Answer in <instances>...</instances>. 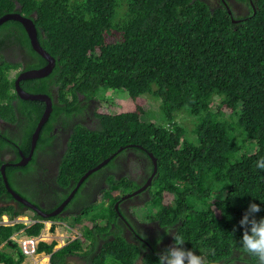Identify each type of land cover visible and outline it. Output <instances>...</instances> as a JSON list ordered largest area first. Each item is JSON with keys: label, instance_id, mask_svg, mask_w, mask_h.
<instances>
[{"label": "trees", "instance_id": "16d2710c", "mask_svg": "<svg viewBox=\"0 0 264 264\" xmlns=\"http://www.w3.org/2000/svg\"><path fill=\"white\" fill-rule=\"evenodd\" d=\"M11 11L32 20L39 44L54 59L47 74L19 80L23 90L44 92L51 100L37 148H43V136H52L54 123L81 112L82 97L99 101V87L126 92L133 105L115 112L101 105L96 124L73 123L56 175L61 185L70 188L111 153L105 165L114 167L113 158L127 148L149 162L147 170V153L155 158L142 204L151 210L154 236L161 235V243L153 244L160 248L122 232L124 215L113 204L138 182L120 171L106 175L99 202L83 197L79 210L68 215L80 229L78 238L55 249L54 240H40L35 251L49 253V264H157L156 254L173 243L171 230L206 264H257L241 248L238 222L249 203L260 205L257 218L264 216V169L256 166L264 159V0H0V15ZM10 45L21 48V59L3 55ZM44 63L19 21L0 23V117L15 123L17 113L28 112L26 144L44 102L18 96L13 79ZM178 114L188 126L176 121ZM8 135L0 133V147L9 143ZM245 139L254 148L234 157ZM13 165L3 171L15 190L19 166ZM137 174L140 182L147 175ZM10 197L0 172V216L12 219L28 207L1 202ZM28 209L34 222L0 223V264H19L24 257L13 232H39L46 217Z\"/></svg>", "mask_w": 264, "mask_h": 264}, {"label": "flooded vegetation", "instance_id": "af4514ba", "mask_svg": "<svg viewBox=\"0 0 264 264\" xmlns=\"http://www.w3.org/2000/svg\"><path fill=\"white\" fill-rule=\"evenodd\" d=\"M2 52L4 53L3 55L7 58V60L11 62H15L16 60L21 59L23 56L21 48L16 45L7 46L6 49L2 50ZM79 97H82V95H80ZM81 99V103H86V106L81 110V112H74L71 115L72 119L65 118L64 123H59L58 121L57 123H54L50 129V133H52V136L50 138L49 143L46 141L45 144H43V148H37V142H35L31 150L30 156L24 160H22L20 153L24 156H27L30 148V140L26 144L25 137L23 136L24 128L29 122L30 116L28 112L20 114L17 113L15 123L9 122L0 117V133L6 132L9 134L8 136L4 137L6 143H9L4 147H0V166L4 164L3 169L5 171L6 166L13 165V163L17 161H24L23 164L13 165L19 166L13 172V176L15 178L14 191H16L22 197L38 205V207H40L43 212H47L54 209L66 196L70 189L74 186L73 184L70 188H68V186L64 187L56 178L58 165L63 155V152L67 147V138L69 137V134L72 131L73 123L79 121L81 123L85 122L86 124L94 125L97 122V118L95 116V113L97 112V110L95 109V100H93L92 98L84 99L83 97ZM42 138L44 141L48 138V136H43ZM129 152L134 155L133 151L127 148L124 151V155L119 153L118 156H115L113 158V161L118 164L114 167L105 165V163L108 161L107 160L103 165L93 171L94 174L92 176H85L83 180L78 184V186L74 190L71 197L67 200V202L56 213L52 214V216L55 215V217L48 218L50 219L49 224H53L54 227H56L55 222L68 225V221L72 222L71 217L68 215L70 214V212H77V210H79L77 207H79V203L82 201V198L89 197V199L95 200L94 198L97 199V195H100L98 194V188L107 186L105 179L107 174H112L114 172L115 175H118L120 171L121 173L127 172L129 173L130 177L135 178V180L138 182L137 186L130 189L129 191H132L141 185L144 186L139 191L131 195L121 196L125 192L127 193L129 191L119 192V199H116V205H119V208L122 210V214L124 215V219L122 218L123 224L120 223L122 232L126 237H128L129 240H133L134 238H137L136 240L140 239L139 241L144 242L146 240L148 242L146 243L147 248H152V245H156L153 244L155 242V239H157L158 242L161 243V235L157 237L154 236L156 235L157 227L155 225V221L150 219L151 223H148V225L139 226L140 222L142 223L143 221H137V219L130 212L129 202H133V200L131 201V199L137 198V200L135 201L143 202V200H146L148 198L145 186L150 181L152 169L147 170L143 166L139 174L146 173L147 175L143 180L144 182H140L141 177H139L138 174L135 175L133 170H129L127 168L128 166H131V168H135L134 163H131L129 165L130 158L127 157ZM31 158H33V161L31 160ZM147 167L149 169V165ZM148 178L149 181L147 182ZM76 191H78V193L75 194ZM74 195L76 197L75 199H73ZM96 201L99 202L98 200ZM1 202H11L14 205H18V202L20 201L10 197L7 199L4 198V200H2ZM49 216H46V218ZM64 217L70 218V220H67L68 223L58 220V218ZM19 218L22 219L21 217ZM82 222L83 221H81V223ZM72 232L74 234L70 235V238L65 237V242L73 238H78L81 233L80 230L78 232V230L73 229ZM155 247L160 248L161 246ZM147 248L141 251H145L147 250Z\"/></svg>", "mask_w": 264, "mask_h": 264}, {"label": "water", "instance_id": "95a60500", "mask_svg": "<svg viewBox=\"0 0 264 264\" xmlns=\"http://www.w3.org/2000/svg\"><path fill=\"white\" fill-rule=\"evenodd\" d=\"M6 19H15L22 24V26L26 32V35L28 36L29 43H30L31 47L38 54H40L42 57H44V59H45V63L43 65L38 66V67H30L27 69L20 70L19 72H17V74L15 75V77L13 79L14 90L18 96H20L21 98L39 99V100H42L44 102L42 112H41L40 116L38 117L32 131H31V134H30V148H29L28 154H27V156H24L23 154L20 153L22 160H24L30 156L31 150L35 144V141H36V138L38 135L39 128H40L41 124L46 120L48 113L51 110V100H50V97L44 92H28V91L23 90L19 85V80L24 79V78H28V77H39V76H43V75L47 74L54 64V59L39 44V42L36 38V31H35L34 24L28 16L19 14L18 12H15V11L4 12L0 15V23ZM120 148L121 147L119 146L118 149H120ZM147 154L149 155V157L151 158V161H152V170H151V175H152V173L155 170V158L151 155L150 152H148ZM112 155H113V153L103 157L97 163H95L93 166L87 168L78 177L74 186L70 189V191L66 194V196L60 201V203L54 209L47 211V212H43L42 209L40 207H38V205H36L35 203L31 202L30 200L22 197L16 191H14L12 188L9 187V185L7 183L6 176H5L4 171H3V165L4 164H2L0 166V172H1L2 181L4 183V186H5L6 190L11 194V197L13 199L18 200V201L22 202L24 205H26L28 208L33 209V211L36 214H39L40 216L46 217V216H49V215L56 213L67 202V200L71 197L74 190L76 189L78 184L83 180V178L87 174L92 172L93 170H95L98 167H100L101 165H103ZM23 163H24V161H17L13 164L19 165V164H23ZM148 181H149V178L147 179V182ZM143 186L144 185H141L132 191L124 193L121 196L131 195V194L139 191ZM116 204H117V201L114 202L113 206L116 207Z\"/></svg>", "mask_w": 264, "mask_h": 264}, {"label": "rangeland", "instance_id": "374dc122", "mask_svg": "<svg viewBox=\"0 0 264 264\" xmlns=\"http://www.w3.org/2000/svg\"><path fill=\"white\" fill-rule=\"evenodd\" d=\"M14 71L15 70L11 69L9 74L13 75ZM98 93H100L101 95L98 96L100 98L99 101H98V99H95V102H96L95 109L96 110H98V109L102 110L101 109V108H103L102 106H105V107L107 106V110L108 111L115 112V111L130 110L133 107V105L131 103V100L128 97V95L126 94V92L118 91V90H112V89H109V88L104 89V88L99 87ZM153 103L155 105L157 104V102H153ZM155 105H152V106L155 107ZM151 111H153V110H151ZM153 113H154V116L157 118V121H162L163 120L162 118H160V113H159L158 110L157 111L154 110ZM140 117L145 119V116H143V115H141ZM175 119H176V121L178 123H180V125L188 126L187 121L185 120V115L184 114H178ZM50 138H51V136H48V138L46 139V141L48 143L50 141ZM240 142H241V140H240ZM250 146H251L252 149L254 148V141L253 140H251V141L250 140H246V139L243 140L242 143H241V146L239 147V150L234 153V157H236L240 153V150L245 151L246 149H250ZM127 157L130 158L129 159V165L131 163H134V165H135V168L134 167L131 168V166H128L127 168L129 170H133L135 175L137 173H140V171L143 168V166L146 167V165L148 163L144 158L135 157L130 152H129ZM133 158L137 159L139 161V163L134 162ZM136 165H138V166L136 167ZM77 179H76V181H77ZM76 181L74 182V184L76 183ZM99 198H100V195H97V200H99ZM131 200H133V202H129L130 203L129 204V208H130L131 214L137 219V221H143L142 223L140 222L139 226L148 225V223H151L150 222V219H151V213L150 212H151V210H148L149 209L148 204H142V201L141 202L140 201H135V200H137V198H133ZM29 215H30V210L29 209H25L23 214H18L17 216L21 217L22 219H25V218H29ZM49 220L50 219H48V218H44L42 220L43 229L41 230V235H42V237H44V239H46V241H50L51 239H53L56 242L55 245H53L52 248H54L58 244L60 245L61 243H64L65 239H66L65 237H69L70 238L71 237L70 235L74 234L72 232V229L73 230H78V232L80 230L79 228L73 227V225H71L70 223L68 225H64L62 223H57V222H55V226L56 227L53 226L52 230H51V229L48 228V225L50 223ZM58 220L67 222V220H70V218L64 217V218H58ZM80 220L83 221V219H80ZM99 223H101V222H99ZM14 237L15 238H20L21 235L18 234V235H15ZM11 239H13L15 241L14 238L11 237ZM15 242H16V244L18 243V241H15ZM82 244L84 245L85 242H83ZM155 246H161V245L160 244H156ZM38 253L39 252L32 253V254H29V255L26 254L24 256V259H23L24 261L21 264H37V263L31 262V261H32V258L35 259L36 258L35 256H38V255L41 254V253H39V254ZM38 259H39L38 260V264H41V261H40L41 257L38 258Z\"/></svg>", "mask_w": 264, "mask_h": 264}, {"label": "clouds", "instance_id": "9594fccd", "mask_svg": "<svg viewBox=\"0 0 264 264\" xmlns=\"http://www.w3.org/2000/svg\"><path fill=\"white\" fill-rule=\"evenodd\" d=\"M256 166L259 169H264V159L258 160ZM260 211V205L249 203L238 222L242 229L239 241L243 252L248 256L255 257L257 264H264V216L259 218L256 216ZM168 234L172 236L173 243L156 254L157 264H206L203 256L184 246L185 240L182 236L171 230Z\"/></svg>", "mask_w": 264, "mask_h": 264}, {"label": "built area", "instance_id": "2783aa9c", "mask_svg": "<svg viewBox=\"0 0 264 264\" xmlns=\"http://www.w3.org/2000/svg\"><path fill=\"white\" fill-rule=\"evenodd\" d=\"M35 219L33 218H25V219H20L18 216H15L12 219H8L7 216H5L4 214L0 216V223H11L13 221H26L27 224L32 223ZM20 234L21 237L20 238H15V235ZM12 238L15 239V241H18V245L19 248L21 250L22 253H24V255L26 254H32V253H36L35 251V247L37 245V242L42 240L45 241L46 239H44V237H42L41 234L38 235H27L24 234L22 232V229H18L15 232H13L11 234Z\"/></svg>", "mask_w": 264, "mask_h": 264}, {"label": "crops", "instance_id": "0c3cea01", "mask_svg": "<svg viewBox=\"0 0 264 264\" xmlns=\"http://www.w3.org/2000/svg\"><path fill=\"white\" fill-rule=\"evenodd\" d=\"M5 215V214H4ZM6 216V215H5ZM29 218H32V216L31 215H29ZM34 219V218H33ZM43 220V219H42ZM35 221V220H34ZM33 221V222H34ZM24 224H26V225H28L27 223H26V221H22ZM30 224V223H29ZM23 227H21V228H19V229H22ZM48 228L49 229H51L50 228V224L48 225ZM43 229V224H42V226H41V228H40V230H39V232L37 233V234H35V235H38V234H41V230ZM52 230V229H51ZM51 240H53V239H51ZM50 240V241H51ZM50 241H46L45 240V242H50ZM56 243V242H55ZM55 243L53 244V245H55ZM62 245V243L59 245H56L54 248H52V249H55V248H57V247H59V246H61ZM37 252V251H36ZM39 253H41L40 255H38V256H35L36 258L34 259V258H32V261L31 262H34V263H37L38 264V258H40L41 257V259H40V261H41V264H49V253H46V252H44V251H40ZM38 253V254H39ZM25 256V255H24ZM71 257V256H70ZM23 259H24V257H23ZM22 259V261L19 263V264H21L24 260Z\"/></svg>", "mask_w": 264, "mask_h": 264}]
</instances>
